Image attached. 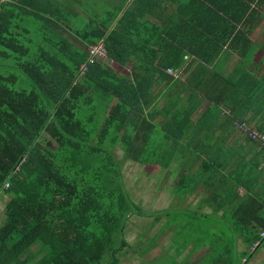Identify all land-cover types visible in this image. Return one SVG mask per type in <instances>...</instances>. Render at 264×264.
<instances>
[{
	"label": "trees",
	"instance_id": "obj_1",
	"mask_svg": "<svg viewBox=\"0 0 264 264\" xmlns=\"http://www.w3.org/2000/svg\"><path fill=\"white\" fill-rule=\"evenodd\" d=\"M261 4L264 0H0V194L9 196L0 225V264H101L106 255L107 264H120L130 215L154 214L125 192L122 170L128 159L165 169L175 160V192L180 198L192 195L201 182L199 193L210 190L201 202H213V217L234 199L238 206L229 220L251 257L264 240V198L247 188L243 198L238 195V185L254 182L245 160L224 145L229 132L223 135L222 124L231 120L234 130L263 149L236 122L261 136L264 126L249 125L252 119H243L237 107L248 75L221 73L225 55L237 53L232 72H239L255 50L245 29ZM99 43L105 59L89 62V47ZM159 96L166 98L162 106ZM204 99L210 104L193 121ZM218 104L230 107L231 119L218 114ZM219 128L222 143L210 153L215 149L206 147L207 139ZM148 142L158 151L149 154ZM117 147L122 158L116 157ZM192 215L198 218L199 211ZM180 233L181 251L192 243L181 263L192 247L194 252L201 246L199 233ZM157 246V240L139 245L135 255L156 260L166 252L147 259ZM241 257L213 259L246 264Z\"/></svg>",
	"mask_w": 264,
	"mask_h": 264
},
{
	"label": "rangeland",
	"instance_id": "obj_2",
	"mask_svg": "<svg viewBox=\"0 0 264 264\" xmlns=\"http://www.w3.org/2000/svg\"><path fill=\"white\" fill-rule=\"evenodd\" d=\"M254 37H256L255 34H252L253 39H255ZM261 55V51L257 52L256 59ZM262 61L264 65V58ZM225 65L226 64H224V66ZM113 67L118 70L120 69V71H123L127 75L130 74L128 68L126 67H121L116 63L113 64ZM247 75L248 76H245L244 87L247 84L246 80L250 82V76L249 74ZM182 77L185 78L184 72L182 73ZM182 83L185 85V81ZM182 83H180L181 86ZM157 85V83L152 85L153 90H156ZM177 88L178 86H175V89ZM247 90L249 89L246 88L245 94L241 95V97L244 100L249 99L252 102L251 95L248 94ZM179 98H185L183 91L180 92ZM164 99L166 98L164 97ZM255 99L261 98L255 96ZM158 100V102L163 101V97L159 96ZM183 100L185 99H182L181 101ZM261 100H264V98ZM257 103L262 105L260 102H256L257 108L263 109L264 106H258ZM260 115L261 121H264V109L261 111ZM238 118H241V116ZM248 124L250 125V123ZM230 131L235 132L233 128H231ZM160 138L161 135L159 134L152 137V141L155 143V146L158 145ZM221 140L222 138L220 136L214 135L207 139L208 143L206 142V147L208 148V146L213 145L210 148L215 149L214 151L209 150L210 153L216 152L219 144L222 143ZM148 146L149 148H152L150 142H148ZM153 151L157 152L158 150H154L152 148L147 152L150 154L153 153ZM115 152L117 158H122V151L118 147L115 148ZM165 152H169L168 149L165 150ZM186 161L187 159L184 158L181 159L180 162L185 163ZM168 165L169 167L165 169L157 165H143L138 162H133L130 159L124 160L122 181L125 192L132 201L142 205V209L144 211L152 212L154 214L151 217L136 214L130 215L129 220L124 225V236L128 242V247H126V249L129 251L125 258L123 257V254L126 249L125 251L123 250V252L118 253L120 264H174L172 260L174 259L177 261V259H179L177 256L181 252V245H176V240L181 237L180 232L188 234V237L199 233L196 242L199 243L202 248L199 251L196 249L193 252L192 247L190 250L192 254L187 259V262L180 263V261H178L177 264H201V260L202 264H221L216 262L213 258L216 256L218 259L222 258L224 261L229 259L231 262L236 255L238 258L240 257V260H242V255L243 258H247L248 262L246 264H264V240L262 242L263 244H261L258 249L255 248L256 250H253L250 257L249 249L245 248L246 246L242 247V245H245L243 243V237L236 234L237 229L234 228V223L229 220L231 214L230 212H228L225 218H221L220 216L211 217L210 214H206L205 212H199L198 218L193 217L192 212L195 210L199 211L202 204L201 202H197V200L199 198L203 200L207 199L206 196L203 195L200 197L201 195L199 193V186L202 188V185L204 184L199 182L198 188L192 195L186 194L187 196L180 198V195L176 193L177 190H175L177 187H175L176 181L174 182V180L179 176L176 174V177H174V170L176 169L175 160L168 163ZM224 184L229 187L227 181H225ZM205 187L206 186H204V188ZM204 188L202 190H204ZM233 193L234 189L232 188L230 195H233ZM250 196H253V194L247 195V197ZM8 198V195L0 194V225L4 221L3 210L5 202ZM202 210L208 211L209 209L207 207H202ZM157 214H161L162 216L158 220H154V216ZM181 222L188 223V227L179 226ZM167 223H170L171 225L169 224L168 227ZM164 231L165 233H163ZM177 236L178 238H176ZM155 240H157L158 246L147 254V259L152 258L155 254H160L162 252V248L163 250L166 249L165 254H162L161 257L156 260H149L151 262L143 260L135 255V250L139 248V245H150V243H154ZM137 243L138 245H134ZM38 246L39 243H36L30 247V250L34 251ZM190 248L191 247H189V249ZM221 248L225 249L227 252H219ZM39 256L40 255L37 257ZM108 259L109 256L106 255L101 264H107ZM123 259L126 261L123 262ZM233 264H235V261Z\"/></svg>",
	"mask_w": 264,
	"mask_h": 264
},
{
	"label": "crops",
	"instance_id": "obj_3",
	"mask_svg": "<svg viewBox=\"0 0 264 264\" xmlns=\"http://www.w3.org/2000/svg\"><path fill=\"white\" fill-rule=\"evenodd\" d=\"M255 2L251 3L250 8L248 9V11H250L251 8H254L255 6ZM260 8L259 13H256L253 18L250 20L249 24L244 27H246L245 29V33L246 31H248L249 33H246L247 36V40L249 42H251L252 44H255V50L252 51V55L248 58V61L245 62V65H242L241 67L244 69H240L242 71L239 72H232L233 68L236 66V63H238L237 61L239 60V57L237 55V53H231L229 56L228 54L225 55L227 57V61H226V66L223 70V72L221 73L222 75H227V74H231V75H237L236 73H239L238 75H244V74H249V79L250 82H248L246 85V87H248L249 91H255V95L252 96V102L250 100H244L241 98V103H237V107H239V112L243 115L242 118L245 120H250V118L252 119L251 122H249L252 126L256 127L257 124H260V126H264V121H261V109H258L256 106V102H260L262 105L258 106H264V100H261L262 98H264V65H263V61L262 59L264 58V49L262 48L264 46V4H261V6H259ZM238 26L243 27V23H239ZM252 34H255L256 37H254L255 39L252 38ZM262 52V55L257 57L256 59V53L257 52ZM224 52H222L221 54H223ZM241 53V50H240ZM220 54V55H221ZM219 55V56H220ZM223 56V57H225ZM222 57V56H221ZM259 59V60H258ZM261 61V64H259V62ZM258 67V68H257ZM191 69L187 70L184 72V75L187 76L188 73H191ZM171 92H168L167 95H169ZM171 95V94H170ZM255 96L261 99H255ZM163 97V96H161ZM159 101V100H158ZM247 101V102H246ZM165 103L164 97H163V101L158 102L159 106H162ZM210 104V101L207 99H204L203 101H201L200 105L198 106L197 110L195 111L194 115H193V121H195L200 115L201 113L206 109V107ZM217 108L220 110V113H218L221 116L226 115L229 119L230 118V107H225L223 106V104H218ZM214 112H217V109L214 110ZM228 114V115H227ZM225 116V117H226ZM225 124V123H224ZM223 126H227V130H225V133H223V135L227 136V133L229 134L227 136V138H225V141L223 142L224 145L229 146L230 148V155L232 152V156L235 154V156L239 157L238 159H242L245 160V162H243L246 166L244 167L247 171L248 174H250V178L253 179L254 185H248L249 187H244L242 185H238L237 186V192L238 195H240L241 198H243V193L245 192L244 188L247 189H253L254 193H258L260 194L263 198H264V149L260 148L258 145H255L251 142H249L248 140H246L244 137H242L237 130H235V132H231L230 129L233 128L232 127V121L227 119V124ZM257 128V127H256ZM204 134V132H202ZM201 133V134H202ZM200 135V134H199ZM214 136H222V133L220 132V128L217 129L215 132H213ZM238 147H242V149H239ZM234 153V154H233ZM179 171V169H177ZM253 186V187H252ZM252 187V188H251ZM248 194H250L248 192ZM200 197L206 196V198H210L208 196H210V190L209 191H203L200 192ZM201 198H199L197 200V202H201ZM218 201V200H217ZM216 201V202H217ZM247 202L249 201L246 200ZM196 202V203H197ZM210 202V201H209ZM215 202V204H216ZM233 199L230 202L226 201L223 203V208L224 209H217L215 211V215L214 217L220 216L222 217V212L223 211H227L230 212L231 216L234 215L233 209L236 208V206H238L237 202ZM202 203V202H201ZM213 202H210V204H201V208L199 210V212H205L206 214H210L211 217H213L212 211L213 208L211 207L213 204ZM219 206V205H218ZM202 207H207L209 210H202ZM239 211L238 209L236 210V212ZM151 217V216H150ZM238 234V233H236ZM191 244L186 247L184 250L182 249L181 253L178 254L177 258H181L182 256H184L189 247H191ZM242 247H244V245H242ZM157 248V247H155ZM154 248V249H155ZM202 248V246L198 249V251ZM163 251V248H162ZM180 255H182L180 257ZM181 259L179 261H181ZM126 261L123 259V262ZM187 262V261H186ZM185 262V263H186Z\"/></svg>",
	"mask_w": 264,
	"mask_h": 264
},
{
	"label": "built area",
	"instance_id": "obj_4",
	"mask_svg": "<svg viewBox=\"0 0 264 264\" xmlns=\"http://www.w3.org/2000/svg\"><path fill=\"white\" fill-rule=\"evenodd\" d=\"M88 52H89V57H88L89 62H94L95 57H101L100 59H105L106 57V51L103 45L100 43L94 46H90ZM85 68H86V64L84 63L81 65V69L83 70ZM167 72L171 73L172 70L168 68ZM236 125L243 132V134L249 136L253 140L259 141L260 144L264 146V136H261L255 130L250 129L249 127L247 128L244 123L236 122ZM261 235L264 236V230L261 231ZM258 243H259L258 241L254 242L253 246L258 245Z\"/></svg>",
	"mask_w": 264,
	"mask_h": 264
},
{
	"label": "clouds",
	"instance_id": "obj_5",
	"mask_svg": "<svg viewBox=\"0 0 264 264\" xmlns=\"http://www.w3.org/2000/svg\"><path fill=\"white\" fill-rule=\"evenodd\" d=\"M5 185H7V183Z\"/></svg>",
	"mask_w": 264,
	"mask_h": 264
}]
</instances>
